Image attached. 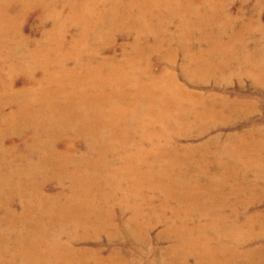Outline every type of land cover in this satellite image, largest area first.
Returning a JSON list of instances; mask_svg holds the SVG:
<instances>
[{"label":"bare ground","instance_id":"6f19581e","mask_svg":"<svg viewBox=\"0 0 264 264\" xmlns=\"http://www.w3.org/2000/svg\"><path fill=\"white\" fill-rule=\"evenodd\" d=\"M226 1L0 0V264H264V120L186 133L264 97H202L172 70L181 52L184 76L264 90V24L237 29ZM37 10L40 38L21 26Z\"/></svg>","mask_w":264,"mask_h":264},{"label":"rangeland","instance_id":"374dc122","mask_svg":"<svg viewBox=\"0 0 264 264\" xmlns=\"http://www.w3.org/2000/svg\"><path fill=\"white\" fill-rule=\"evenodd\" d=\"M195 1L196 0H194V2ZM226 2H227L226 9L222 13L223 14H230L233 17L238 18V22L236 23L237 29L240 30L241 26L246 25L250 22L252 25H255V28H256V26L261 25V23L264 24V3L259 4L258 0H227ZM205 3H206V5H208L207 2H205ZM195 4H196V2H195ZM206 9L207 8L203 9L200 6L201 12H203ZM239 24H241V25H239ZM176 25H177L176 22H174V24H172V27H171L172 32H174V31L178 32V29H176ZM21 26L23 27V31H24L23 33L25 35H30V36H33L36 38H40V37H43L42 34L45 35L49 32L47 30L52 28V22L49 19L42 20L40 10H37V11L31 12L29 14V16H27V19L26 18L23 19V23ZM39 27H41V28H39ZM227 33H229V32H227ZM77 34H78V31L74 27L73 29L72 28L69 29L66 37H68V39L69 38L72 39ZM251 34H252L251 38L252 37H255V38L261 37L260 36L261 34L256 29L255 30L253 29ZM134 36H135V33H132V35L126 39L124 36H121V35H118L117 37H115V41L113 42V44L115 43L113 50H115L117 57H119V55L122 53L121 52V46L124 43L127 44V43L131 42L132 38H134ZM197 38H198V35H193L192 43H196ZM251 40L252 39H249V41H248L249 45H251ZM116 46H117V48H116ZM196 47H197V45H196ZM184 59H185L184 55H182V53L180 52L177 55V60H176L177 67L173 68L172 70L177 75L178 81L182 85V87L184 89L192 92V93L202 95V97L214 96V95H217V96L224 95L225 96L226 94L227 95L233 94V97H238V98L243 97L245 99L246 98L253 99L257 96L258 97H264L263 96L264 90L261 87L254 86L251 83L250 79H248V78H244L243 81L239 82L235 78V76H231V72L227 73L226 76L228 77V79L225 81L216 80V78H217L216 74L211 76V77H203L201 79H195L196 76H190V77L184 76L182 74V69H181V64H183ZM154 61H155V59L153 60V63H155ZM234 63H235V61H234ZM157 65L158 64L154 65L156 69H157ZM188 71H189V68L186 69V73L189 75ZM262 102L264 103V99L262 100ZM262 102L257 103V104L260 103L261 106L259 105L257 107V110L254 112V114H251L248 118H244L243 120L237 119V120H235V123L232 121L224 122L223 124H220L217 127L211 128L210 129L211 131L209 132V134L204 135L201 140L197 136L199 134V131H200L199 127L187 128L186 133H187L188 137H190L189 143L196 145V144L200 143L201 141L209 140V138H211L213 135H215V136L218 135L220 137L222 136L221 142L223 143V142H225L226 137L229 134L240 132L242 130L248 129L250 126L247 123H249L250 121L251 122L254 121L256 123L263 125L264 104ZM195 123L200 124V125H206V124L210 123V120L207 122L196 121ZM231 123H233V125ZM161 228H162L161 225L157 226L156 229L152 232V236H154L159 230H161ZM150 256H152V255H150ZM151 258H147L148 260L146 259V261L143 264H150L147 261H150ZM136 264H137V262H136Z\"/></svg>","mask_w":264,"mask_h":264}]
</instances>
